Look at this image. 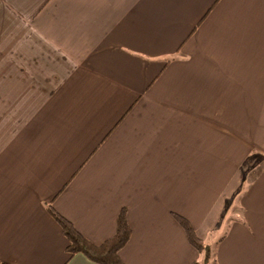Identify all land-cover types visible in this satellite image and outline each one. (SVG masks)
<instances>
[{"label":"crops","instance_id":"1","mask_svg":"<svg viewBox=\"0 0 264 264\" xmlns=\"http://www.w3.org/2000/svg\"><path fill=\"white\" fill-rule=\"evenodd\" d=\"M50 206L96 246L125 211L124 264L202 262L174 214L264 264V0H0V264H96Z\"/></svg>","mask_w":264,"mask_h":264},{"label":"trees","instance_id":"2","mask_svg":"<svg viewBox=\"0 0 264 264\" xmlns=\"http://www.w3.org/2000/svg\"><path fill=\"white\" fill-rule=\"evenodd\" d=\"M48 210L55 221L60 225L64 236L69 241L70 245L67 248V253L70 257L83 254L96 264H124L120 257V253L127 246L132 236V230L128 225L125 211L120 215L115 237L105 242L103 245L96 246L84 238L74 225L57 213L52 206H50ZM174 218L184 230L189 244L204 255V260L202 262H196L195 264H217L213 259L211 247L206 245L198 237L190 221L177 214H174Z\"/></svg>","mask_w":264,"mask_h":264},{"label":"rangeland","instance_id":"3","mask_svg":"<svg viewBox=\"0 0 264 264\" xmlns=\"http://www.w3.org/2000/svg\"><path fill=\"white\" fill-rule=\"evenodd\" d=\"M252 141H254V138L253 137H252ZM257 156H259V155L256 154V155L252 156V159H251V163L250 164H254L256 161L258 162L259 159H257ZM246 170H247V165H246Z\"/></svg>","mask_w":264,"mask_h":264}]
</instances>
